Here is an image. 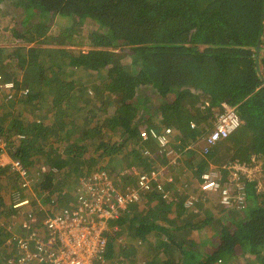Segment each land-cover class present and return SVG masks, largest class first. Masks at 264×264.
<instances>
[{
	"label": "trees",
	"instance_id": "obj_1",
	"mask_svg": "<svg viewBox=\"0 0 264 264\" xmlns=\"http://www.w3.org/2000/svg\"><path fill=\"white\" fill-rule=\"evenodd\" d=\"M48 15L70 21L52 27ZM0 74L15 84L0 88V152L6 148L35 177L42 205H60L68 183L80 184L95 170H122L126 180L135 175L123 173L130 161L148 158L142 170L158 168L157 160L167 164L173 179L163 183L176 189L175 200L145 194L139 207L113 220L119 223H111L107 258L158 264L166 255V263L178 257L180 264H228L229 255L240 254L232 264H264V186L240 168L262 159L264 171V0H0ZM144 92L152 95L147 102ZM224 101L236 106L240 126L203 153L201 140ZM167 127L171 155L154 138H140L141 128ZM147 148L154 156L144 154ZM211 168L231 188V172H238L246 209L220 199L217 215L201 199L185 206L189 195L181 186L198 187L197 196L206 197L202 174ZM23 181L0 164V251L6 252L0 261L12 255L7 236L34 229H16L18 218L28 217L14 207L28 198ZM234 209L232 218L223 217Z\"/></svg>",
	"mask_w": 264,
	"mask_h": 264
},
{
	"label": "built area",
	"instance_id": "obj_2",
	"mask_svg": "<svg viewBox=\"0 0 264 264\" xmlns=\"http://www.w3.org/2000/svg\"><path fill=\"white\" fill-rule=\"evenodd\" d=\"M14 85L12 81L3 83L0 74V88L10 89ZM190 124L191 127L196 126L193 120ZM239 126L240 117L236 106L222 102L216 121L203 137V153H208L212 146L219 140L229 137ZM171 133V127L160 132L146 128H141L139 131L142 140L152 137L159 142L161 152L165 155H171L174 152L172 148L167 149ZM1 147L3 149L7 146L1 144ZM2 153L10 158L8 162L2 158ZM145 153L148 154L149 150H145ZM0 164H9L12 169L17 170L24 179V187H29V184L35 182V177H31L21 162L12 158L6 148L0 152ZM133 171L139 175V183L133 186L128 185L126 193H122L119 189L123 185L122 178L119 177L115 184L110 170H95L81 180L74 207L64 206L56 211L39 203L38 206L35 205L33 211L28 209L24 212L28 213V217L25 219L23 215L19 225L27 230L33 227L36 221H41L47 230L46 236H40L38 229H33L25 235L12 232L7 240V244L12 246L9 248L12 255L5 261H0V264H123L118 258L106 257L111 222L118 219L123 212L128 211L130 204L141 202L145 194L159 191L162 199L169 202L173 201V198L170 200L168 198L174 193L173 190L166 189L163 183V179L172 181L164 168H153L147 171L133 169ZM231 177L236 181L235 189L222 185L218 170L211 168L202 174L201 189L218 193L223 205L232 206L235 200L243 204L246 194L245 184L236 170L231 172ZM196 200L197 197L191 194L184 204L186 207H192ZM29 203L30 200L26 199L16 203L14 207L19 208ZM37 209L44 211L45 214L40 217ZM12 228L13 224H9L8 230L13 231Z\"/></svg>",
	"mask_w": 264,
	"mask_h": 264
},
{
	"label": "rangeland",
	"instance_id": "obj_3",
	"mask_svg": "<svg viewBox=\"0 0 264 264\" xmlns=\"http://www.w3.org/2000/svg\"><path fill=\"white\" fill-rule=\"evenodd\" d=\"M17 8H15V10H16ZM23 11V9L21 10V12ZM49 22L51 21V25H52V27H65L68 23H69V21H70V18L69 17H67V16H58V15H56V16H51V15H48L47 16V18H46ZM75 19H77V20H80V22L81 23H83L84 25H86V26H88V27H91V28H94V29H102L103 27L102 26H100L99 24H97L94 20H92V19H89V18H83V19H81V18H78L77 16L75 17ZM89 48L87 47H84V50H88ZM142 94H143V97H142ZM141 94V96H140V99L141 100H143V98L145 97V95H147V97H146V102L147 101H149V100H147L148 98H149V96H150V98H151V93H150V95L149 94H146L145 92L144 93H142ZM144 101V100H143ZM142 106H144V107H147L146 105H147V103H142L141 104ZM198 128H199V126H197ZM201 144H202V142H201ZM128 151V150H127ZM126 156H128L127 154H125ZM2 158L6 161V162H8L9 160H10V158L8 157V156H4V153H2ZM166 156V155H165ZM255 161H257V163H255V164H252V165H250V166H242V167H240V168H242L243 169V171H244V174H246V176L248 177V179L250 180V181H252V180H255L256 178H258L260 181L258 182V185L259 186H264V171H263V160L262 159H259V160H257V159H255V160H253V162H255ZM123 165H125V163H123L122 165H120V166H123ZM238 166V165H237ZM132 167H136V168H138L139 170L141 169H143V166L141 165V164H137V163H133V161H130V163H129V167H127L126 169H124L123 170V173L125 174V172H127L129 169H133ZM123 168V167H122ZM113 171H118L119 170V168H116V166L114 165L113 166V169H112ZM120 176H122V170H121V172H120V174L118 173V172H116V173H114L113 172V175H112V180L114 181V183L115 184H117V182H118V178L120 177ZM121 178H123V177H121ZM124 181V183H123V185H121V187L119 188L120 189V191L122 192V193H126L128 190H127V186L128 185H131V186H133V185H137L138 183H139V175H134V176H132V178H131V176H129V178H127L126 180H123ZM171 182V181H170ZM35 184H36V181L34 182V183H32V184H29V187H26L27 189H29V190H27V192H28V197L29 198H33L34 197V195H35V193H34V187H35ZM79 181H75V182H73V181H70L69 183H68V185H67V187H66V192H67V196H64L63 197V199L61 200V204H60V206L57 208V210L56 211H58V210H60L62 207H70V208H72V207H74V204L72 203V200H74L77 196H78V187H79ZM187 185H186V183H184L182 186H181V188H185L186 190H185V192H186V194L187 195H191L192 193H194L195 194V196L197 197V200H200L201 199V201L203 202V204L205 205V204H207V205H205V207H207L208 208V206H209V211L211 212L210 214H215V215H217V214H219V212H220V209H221V207H222V205L218 202L217 203V199H219V194L218 193H214V192H206L205 193V195H206V197H200V196H197V195H200V192H201V190L198 188V187H192L191 185H188L187 187H186ZM233 189H235V188H233ZM3 190H5V189H3ZM153 192H156V191H153ZM176 189H174V193L168 198L169 200L171 199V198H173V201L175 200V196H176ZM62 194H64V193H62ZM172 201V202H173ZM169 202H171V201H169ZM214 202V203H213ZM142 204V202H139V203H136V204H130L129 206H131L130 207V209L128 210V211H125V213L126 212H131L133 209H131L133 206L134 207H139V205H141ZM247 205H248V202L246 203L245 202V204H242V206H240L239 208H244V209H246L247 208ZM43 206H46V207H48V208H53L54 206H55V204H49V203H47V204H45V203H43ZM53 206V207H52ZM230 208H232V207H230ZM195 210H197V209H195ZM199 210V209H198ZM241 210V209H240ZM233 211H236V209H234V210H232L231 212H227L226 214L224 213V215H223V217H231L232 215V212ZM238 211V210H237ZM41 212H44V211H41ZM40 212V214H39V216L41 217V215H42V213ZM196 212H198V211H196ZM238 212H240V211H238ZM233 217V216H232ZM231 217V218H232ZM220 218V217H219ZM19 220H21V218H18ZM217 220H218V218H217ZM216 220V223H217V225H218V223H219V221H217ZM220 222H222V221H220ZM112 224H117V223H119V222H117V221H112L111 222ZM18 226H19V223L18 224H16V229L18 228ZM227 226H229V227H232L231 226V224H229V225H227ZM33 227H34V229H38L39 230V232H40V236H42V237H45L46 236V234H47V230H46V228H45V226L42 224V222L41 221H36L35 222V225H33ZM218 227H221V226H218ZM14 229V228H13ZM224 230H226V233H227V230H228V227H226ZM14 231V230H13ZM20 231V230H19ZM19 231H14V232H16V233H19V234H21L22 235V233H20ZM225 233V234H226ZM229 236V234L227 233L225 236ZM8 238H9V236H7L6 237V240H5V245L7 244V240H8ZM4 245V246H5ZM4 249H3V247H2V249H1V251H0V257H2V256H4L5 254H6V252L5 251H3ZM11 252V251H10ZM173 252H171V254H172ZM240 254H234L233 256L232 255H229V257H230V259L227 261L228 262V264H232V262H233V260L235 259V257H237V256H239ZM159 260V262H158V264H180V262L179 261H177L178 260V257H176L175 259H172L171 261H169V262H164L165 260H166V257H161L160 259H158ZM240 260V259H239ZM235 261H236V259H235ZM164 262V263H163ZM129 264H133V263H130L129 262ZM139 264H147L145 261H141V263L139 262ZM220 264H222L221 262H220ZM227 264V263H226Z\"/></svg>",
	"mask_w": 264,
	"mask_h": 264
},
{
	"label": "crops",
	"instance_id": "obj_4",
	"mask_svg": "<svg viewBox=\"0 0 264 264\" xmlns=\"http://www.w3.org/2000/svg\"><path fill=\"white\" fill-rule=\"evenodd\" d=\"M144 141V140H143ZM201 142H202V144H201V146L203 147V144H204V142H203V138H202V140H201ZM170 148H172L173 149V147H167V149H170ZM148 150H149V153H148V155L147 156H154V153L151 151V149H149V148H147ZM160 152H161V147H160ZM203 152V151H202ZM144 154H147V153H145V151H144ZM158 159V158H157ZM156 159V160H157ZM175 159H177V157L175 158L174 157V160ZM149 160H148V158H144V159H142V160H138V161H134L133 163H137V164H141L142 166H143V168H144V166H148L149 167V162H148ZM157 162H158V168H164L165 170H166V172H167V175L168 176H170L171 178H172V175H170V174H168V169L166 168V166H167V164H164V163H162V161H158L157 160ZM150 167H152V165H150ZM133 169H136V171H147L146 169L145 170H139L138 168H136V167H132ZM135 174V173H134ZM135 175H137V174H135ZM173 179V178H172ZM164 180V179H163ZM167 180V179H166ZM167 181H169V180H167ZM233 189V188H232ZM27 190H29V189H27ZM194 195V194H193ZM26 199H29L30 200V203L29 204H27V205H24V206H21V207H23L22 209H24L23 211H27L28 209H31L33 206H34V204L36 205V206H38L39 205V203H41L42 204V202L43 201H41V199L39 198V197H34V199H31V198H26ZM26 199H24V200H26ZM56 199V198H55ZM220 199V198H219ZM34 202V204H33V202ZM21 202V201H20ZM19 203V202H18ZM74 204V203H73ZM53 207V206H52ZM57 207H59V204H55V206H54V208L55 209H53L52 208V210H57ZM20 208V207H19ZM42 210H40L39 212H41ZM42 214H45V212H41ZM21 219H23V218H21ZM162 257H166V259H167V256L166 255H162ZM175 259V258H174ZM164 263V262H163Z\"/></svg>",
	"mask_w": 264,
	"mask_h": 264
},
{
	"label": "water",
	"instance_id": "obj_5",
	"mask_svg": "<svg viewBox=\"0 0 264 264\" xmlns=\"http://www.w3.org/2000/svg\"><path fill=\"white\" fill-rule=\"evenodd\" d=\"M262 33H263V32L261 31V32H260V37H261ZM258 46H259V48H260V43L258 44Z\"/></svg>",
	"mask_w": 264,
	"mask_h": 264
},
{
	"label": "bare ground",
	"instance_id": "obj_6",
	"mask_svg": "<svg viewBox=\"0 0 264 264\" xmlns=\"http://www.w3.org/2000/svg\"><path fill=\"white\" fill-rule=\"evenodd\" d=\"M160 144V143H159ZM170 146V145H169ZM169 148V147H168ZM176 158V157H175ZM172 179V178H171ZM17 201V200H16ZM23 201V200H22ZM16 204V203H15Z\"/></svg>",
	"mask_w": 264,
	"mask_h": 264
}]
</instances>
